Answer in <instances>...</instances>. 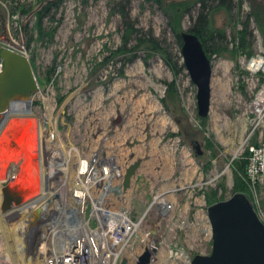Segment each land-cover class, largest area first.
I'll return each mask as SVG.
<instances>
[{
	"label": "rangeland",
	"instance_id": "1",
	"mask_svg": "<svg viewBox=\"0 0 264 264\" xmlns=\"http://www.w3.org/2000/svg\"><path fill=\"white\" fill-rule=\"evenodd\" d=\"M59 1L0 0V46L34 57L39 74L49 82L46 93L32 96L36 120L45 125L51 117L68 151L74 148L84 156L102 147L105 155L127 168L141 161L133 180L136 213L140 215L153 196L174 191L165 197L176 202L172 223L179 242L192 258L210 255L208 196L218 191L225 201L239 194L236 165L242 163L230 164L241 156L248 134L245 112L254 78L245 61L260 48L264 51V0L205 2L216 31L213 47L209 44L214 76L206 119L199 116L198 89L176 37V32L195 26L204 0H61L58 6ZM245 23L252 36L243 39ZM214 47L221 52L212 53ZM43 96L49 98L48 105ZM164 116L171 123L164 122ZM11 123L12 137L24 132L8 152L17 156L12 160L16 162L25 158L24 148L34 151L32 130L20 116ZM44 131L50 137L52 130ZM197 144L202 156L197 155ZM0 160L1 171L7 162L1 150ZM7 164L4 179L11 178L12 165ZM62 191L65 197V188ZM196 217L199 226L190 232L186 225ZM158 221L154 210L148 227ZM0 250V264H11L4 248Z\"/></svg>",
	"mask_w": 264,
	"mask_h": 264
},
{
	"label": "built area",
	"instance_id": "2",
	"mask_svg": "<svg viewBox=\"0 0 264 264\" xmlns=\"http://www.w3.org/2000/svg\"><path fill=\"white\" fill-rule=\"evenodd\" d=\"M19 52L27 55L25 52ZM245 66L250 76L257 81L255 82L254 79L252 81L253 96L245 112L248 123L247 138L240 148L241 156L233 158L230 166L237 161L244 160L246 162L244 173H239L247 186L246 192L242 194L248 198L258 219L264 225L263 49L260 48L256 55L247 59ZM48 140L51 149H55V152L58 153L55 145L56 140L52 133ZM94 154H91L92 158L81 155L79 161L75 154L72 158L75 168L78 165L81 169L79 174L83 191L73 187L72 190H74V195L83 196L85 193V197L80 203V212L84 224L80 219L73 222V218L70 216H73L76 212H68L67 215L74 225L87 227L86 237L74 238L75 245L69 247L68 243L64 244L53 230L48 229L45 233L43 232V219L40 218L34 223L28 222L29 226L36 229L35 239L31 235L30 237L32 240L39 242L35 261L42 264H121L123 259H126L128 264H138L140 259L147 252H150L152 255L149 264H192L193 258L186 248L181 245L178 236L174 233L172 221L175 217L176 202L168 200L167 197L162 195L153 196L147 208L138 215L133 205L135 192L133 181L130 189L124 188V180L129 167L127 168L118 160L108 157L103 152L101 157L97 159H94ZM50 156L52 155L50 154ZM85 160L89 162H87L86 167H83L81 162ZM83 168H85V171H82ZM51 171L52 169L48 168L46 173ZM55 175L56 172L49 184L56 182L54 181ZM223 175H226V171ZM10 179L7 178V180ZM232 180L231 177L230 183H233ZM69 183V181L64 183L62 189L65 188L67 191ZM191 187L195 188L194 186ZM62 192L64 194L65 191ZM63 194L60 197L54 195L53 198L56 202H63L72 197L70 196L67 199L66 196L63 197ZM35 198L36 196L33 200ZM63 198L64 200H62ZM28 200L27 204L22 203L21 205H28L29 202H33L32 198ZM154 210L157 211L159 221L154 226L148 227V218ZM180 217L184 218V214H180ZM198 219L199 217H196L194 221L188 222L186 225L190 232H193L199 226ZM165 222H168L167 230L161 232V227ZM49 224L51 225L52 222H47L45 226ZM208 233L210 240H212V228L209 229ZM185 236L190 238L191 234L186 231ZM26 241L29 242L24 238V244ZM24 252H26L25 247Z\"/></svg>",
	"mask_w": 264,
	"mask_h": 264
},
{
	"label": "bare ground",
	"instance_id": "3",
	"mask_svg": "<svg viewBox=\"0 0 264 264\" xmlns=\"http://www.w3.org/2000/svg\"><path fill=\"white\" fill-rule=\"evenodd\" d=\"M38 94L44 93L41 92ZM43 100L47 105L49 104V98L43 96ZM33 102L34 97L28 101H17L12 105L10 111L6 115L0 117V150L3 153V158L7 159L5 163V166H7L5 167L3 164V168L0 171V248H4V257L11 264H42L39 261H35V256L38 254L39 242L34 241L36 229L29 226L28 222L34 223L40 218L43 219V232L45 233L48 229L53 230L54 233L58 234L64 244L68 243L69 247L75 245L73 241L74 238L78 237L77 239H79L80 237L81 239L82 237H86L88 233L86 226H77L73 223L80 219L81 222H83L82 224H84V219L80 212V203L84 199L85 193L83 192V196L74 195V190H72L73 187L74 189H82L83 191L81 176L79 174L81 169L78 165L77 168H75V163L72 160L74 154L78 161L81 160V154L77 149L72 148V150L68 151L64 148L59 129L51 121V117H49V121L45 125L40 120H36L35 114L32 111ZM51 113L52 109L48 107V116H51ZM18 116L26 123L27 128L30 127V130H32L29 134L33 141L34 147L32 148H34V151L30 152L24 148L21 152H25H23L25 158L18 159L15 162L12 160L17 156L10 155L12 157V159H10L8 152L10 148H14L17 145L18 140H20L21 135H24V132L21 131L22 134H19L17 131L12 137L9 131L13 128L12 124L14 123L9 124V122ZM163 119L165 120L166 117L164 116ZM166 121L168 122L169 120H165L164 122ZM169 122L171 123V121ZM44 128H50L52 130V136L56 140L55 145L58 153L55 152V149H51L49 140L45 136L46 133ZM24 131H26L25 128ZM6 144L8 145L6 146ZM18 154H20V152ZM50 154L52 156H50ZM101 154L102 147L96 150L94 159L100 158ZM92 157V155L86 156V158ZM8 161L12 165V167H9L11 171L15 170V173L11 171L8 172V175L11 177L9 181L4 179L5 170L9 166V164H7ZM23 162L31 163L23 166ZM87 162L89 161L85 160L81 162L82 166L86 167ZM48 168L52 169L50 173H46ZM82 171H85V168H83ZM55 172L54 181L56 182L49 184ZM68 181L70 183L67 185L66 198L72 197L63 202H56L53 196L59 195L60 197V195L63 194L62 187L64 183ZM24 184L26 185L22 187ZM6 186L10 187L12 190L20 191L18 193L22 194V198L19 203H13L8 210L4 211V188H6ZM21 188H24V190H19ZM172 192L174 191L165 192L162 196H166ZM34 196H36V198L33 200ZM29 198H32L33 202H29V204L26 205ZM62 200H64V198ZM22 203L26 204L21 205ZM68 212H76V214L70 216L73 218V222L71 218L68 217ZM47 222H52V224L45 226ZM74 234L76 237H74ZM30 235L33 236V240ZM24 238L29 242L26 241L24 244ZM24 247L26 252H24Z\"/></svg>",
	"mask_w": 264,
	"mask_h": 264
},
{
	"label": "water",
	"instance_id": "4",
	"mask_svg": "<svg viewBox=\"0 0 264 264\" xmlns=\"http://www.w3.org/2000/svg\"><path fill=\"white\" fill-rule=\"evenodd\" d=\"M180 35L184 66L198 89L199 116L206 119L212 108L213 63L195 33L187 30ZM48 88L49 82L39 74L34 57L0 46V117L6 115L15 102L28 101ZM195 150L198 156L204 153L199 144ZM141 164L137 161L127 169L125 189L131 188ZM18 192L4 188V211L21 201L22 194ZM208 218L212 227V253L195 256L192 264H264V225L245 195L236 194L210 206ZM151 255L147 252L138 264H149ZM121 264L128 261L123 259Z\"/></svg>",
	"mask_w": 264,
	"mask_h": 264
},
{
	"label": "trees",
	"instance_id": "5",
	"mask_svg": "<svg viewBox=\"0 0 264 264\" xmlns=\"http://www.w3.org/2000/svg\"><path fill=\"white\" fill-rule=\"evenodd\" d=\"M60 1L58 2V4L56 3V5L59 6L61 3ZM153 1H155L157 3H161L162 0H153ZM205 2H206V0L203 1V3H204L203 9L204 10L199 15V18L197 19L195 26L191 29V32L195 33L201 39L207 53H209L210 52L209 51L210 45H211V47H213L212 41L215 39L216 31L213 30V28L210 24L209 16L205 13V9L207 8V5L205 4ZM223 2H225V0H223ZM231 8H232V4H231V2H229L228 9H231ZM43 20L44 19L41 18L40 27L43 26ZM248 34L252 36V33L249 30L248 23H245V28L243 29L241 36L243 35L242 38L244 39L246 37V35H248ZM218 35L222 36L221 33H219ZM176 37H177L178 41L181 43L180 33L176 32ZM243 43H242V47L244 46ZM212 49H213L212 53H215V54L221 52V50H222L219 47H214ZM241 163H242V165L239 163L236 165V166H238L236 169H237L238 173L243 174L245 171V168H246V162L244 160H242ZM235 188H236V191H238L239 193H245L247 190L246 183L240 175H237V177L235 178ZM220 201H222V200L219 199V197H218V191L214 192L211 196H208V203L210 205H214Z\"/></svg>",
	"mask_w": 264,
	"mask_h": 264
}]
</instances>
